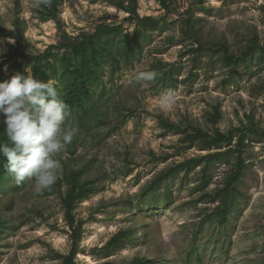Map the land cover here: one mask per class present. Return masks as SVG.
I'll return each instance as SVG.
<instances>
[{
  "label": "rangeland",
  "instance_id": "rangeland-1",
  "mask_svg": "<svg viewBox=\"0 0 264 264\" xmlns=\"http://www.w3.org/2000/svg\"><path fill=\"white\" fill-rule=\"evenodd\" d=\"M168 2L165 9L158 0H138L139 14L160 18V28L146 32L129 62L123 58L113 73L106 67L88 113L68 111L79 131L56 156L61 163L56 183L39 194L32 181L17 185L11 175L1 185L0 264H62L60 255L72 248L62 198L74 171L95 185L74 212L83 221L80 264H128L137 258L156 264H264V141L247 143L245 171L227 199L215 196L233 169V157L229 163L215 160L206 183L202 164L151 188L169 168L209 153L164 129L160 117L206 131L264 130V59L256 54L234 74L219 61L221 54L199 51L197 44L215 52L226 45L235 56L255 43L264 45V0ZM41 9L32 0H0L6 31L0 27V56L18 43L8 35L16 33V19L27 52H43L59 40L56 21L42 20ZM59 9L64 28L74 35L101 22L135 29L109 0H60ZM12 69L6 64L3 77ZM148 71L157 78L137 79ZM169 92L173 99L165 105L161 98ZM120 230L131 231L134 240L103 250Z\"/></svg>",
  "mask_w": 264,
  "mask_h": 264
},
{
  "label": "trees",
  "instance_id": "trees-1",
  "mask_svg": "<svg viewBox=\"0 0 264 264\" xmlns=\"http://www.w3.org/2000/svg\"><path fill=\"white\" fill-rule=\"evenodd\" d=\"M112 5L126 12L128 15L125 21L134 24L133 32L128 31L123 24H110L101 22L92 31H81L74 35L69 33L63 26L60 17V0H53L50 7L43 6L40 11V18L44 21L53 19L57 23L60 33L59 40L50 44L43 52L33 54L25 51L20 46V36H24L20 19L15 20L16 33H8L10 37L17 40L7 54L0 56V80L1 82L10 79L17 72L28 75L41 81L53 80L61 92V98L68 105L69 112L88 113V105L93 102L94 88L103 84L106 67L110 66L111 73L115 72L121 65L123 58L129 62L135 46H138L140 39L149 30H156L161 26V19L154 16H141L138 12V0H109ZM163 8L169 9L168 0H158ZM2 31L5 28L1 25ZM192 28V22H188L186 29L188 32ZM6 32V31H5ZM199 51H212L221 54L218 58L225 66L230 68L231 73H236L240 63L253 60L256 54L264 59V45L253 44L248 46L239 56L230 54L226 45H221L216 51L198 40ZM6 64L13 68L8 77H3V68ZM27 69V71H26ZM217 115L220 113H216ZM215 115V116H217ZM219 116V115H218ZM78 118V117H74ZM2 119V117H0ZM160 125L170 131L183 134L182 142L188 143L189 147L199 146L202 150H208L205 156L192 157L169 168L155 179L151 188L156 189L169 176L177 174L179 171L189 170L203 164L202 182H208L209 170L215 160H223L229 163L233 160V169L228 175L223 188L216 191L215 197L227 199L236 190V183L242 177L246 160L244 151L247 143L264 141V130L256 127H237L224 132L218 128L214 131H206L201 127L190 125L182 127L163 117L159 118ZM4 134V125L0 123V143H8ZM7 170V160L0 155V187L9 178ZM69 189L62 198L66 210V220L69 226L72 248L69 253L62 254V264H80L77 260L79 246L83 235V221L78 220L75 210L80 201L88 198L95 192L94 181H81L80 172H72L67 177ZM224 217L225 210L220 211ZM3 221H0V231ZM134 240L133 234L129 230H120L104 245L103 250L107 252L124 247L128 242ZM128 264H156L154 261L145 258H137Z\"/></svg>",
  "mask_w": 264,
  "mask_h": 264
},
{
  "label": "clouds",
  "instance_id": "clouds-1",
  "mask_svg": "<svg viewBox=\"0 0 264 264\" xmlns=\"http://www.w3.org/2000/svg\"><path fill=\"white\" fill-rule=\"evenodd\" d=\"M32 2L37 8L50 7L53 0ZM157 75L155 71L141 72L137 79L153 81ZM161 99L167 105L173 97L169 92ZM68 115V105L53 80L45 82L17 72L0 82V123L9 141L0 143V155L6 158L7 170L17 185L32 181L39 194L56 183L61 170L56 156L79 131Z\"/></svg>",
  "mask_w": 264,
  "mask_h": 264
}]
</instances>
